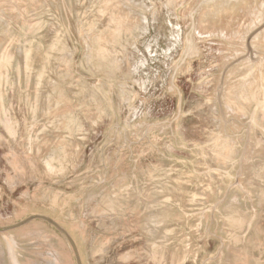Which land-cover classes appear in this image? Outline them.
<instances>
[{"label":"rangeland","instance_id":"374dc122","mask_svg":"<svg viewBox=\"0 0 264 264\" xmlns=\"http://www.w3.org/2000/svg\"><path fill=\"white\" fill-rule=\"evenodd\" d=\"M263 26L264 0H0V228L47 217L82 264H264ZM0 264L77 261L35 219Z\"/></svg>","mask_w":264,"mask_h":264},{"label":"water","instance_id":"95a60500","mask_svg":"<svg viewBox=\"0 0 264 264\" xmlns=\"http://www.w3.org/2000/svg\"><path fill=\"white\" fill-rule=\"evenodd\" d=\"M264 28V26L261 28V29H263ZM261 29H259L258 31H260ZM252 44L250 43L249 44V47H250V50H251V52H250V50H249V54H250V57H251V59H253L255 56H254V53H253V51H252V47L253 46H251ZM224 79V78H223ZM35 219H42V220H45V221H47L48 223H50L51 225H53L63 236H64V238L67 240V242L71 245V247L73 248V250H74V253H75V257H76V261H77V264H82L81 263V258H80V256H79V252H78V250H77V247H76V245H75V243H74V241L72 240V238L67 234V232L63 229V228H61L56 222H54L53 220H51V219H49V218H47V217H43V216H33V217H30L29 219H27V220H25V221H22V222H20L19 224H17V225H14V226H10V227H6V228H0V233H5V232H8V231H11V230H15V229H17V228H19V227H22V226H24V225H26V224H28V223H30L31 221H33V220H35Z\"/></svg>","mask_w":264,"mask_h":264}]
</instances>
